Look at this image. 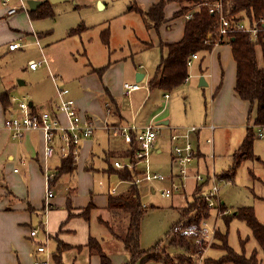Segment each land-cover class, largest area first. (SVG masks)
<instances>
[{"label":"rangeland","instance_id":"rangeland-1","mask_svg":"<svg viewBox=\"0 0 264 264\" xmlns=\"http://www.w3.org/2000/svg\"><path fill=\"white\" fill-rule=\"evenodd\" d=\"M2 1L0 0V9L3 7ZM23 1L26 4L28 0ZM101 1L107 3L106 8L100 4L99 0L58 1L53 5L54 16L31 21L34 33H32L33 35L30 33L31 36L18 39L22 43L21 48L15 51H10L7 45L0 48V71L12 75L15 84L12 87V94L17 98L13 101V106L19 110L18 103L25 97L28 101L36 100L33 110L40 112L44 109L38 103V99L48 97L51 94H54L52 97L55 100L53 105L56 104L55 106H57L59 104L57 84L60 87H67L69 80H74L75 77L87 73L93 67L98 68L106 64L113 65L115 62H122L124 64V82H137L136 73H145L144 78L140 80L141 87L139 89L134 90L130 96H116L120 102L121 114L125 120L122 123L141 128V126L150 123L152 114L156 110L161 109L160 116H166L170 119V124L167 126L156 124L158 119H153L152 123L161 129L155 140L154 149L150 151L148 158L140 161H138V158V163L136 161L132 166L136 164L141 171L170 175L173 168L171 163L173 141L168 136L166 128L179 129L196 125L203 127L202 139L210 135L213 136L214 140V147L210 143L206 145L203 140L201 142L204 150L210 146L212 147L211 153H213V157L207 158L206 164L204 163L205 159H203L200 168L202 173L206 175L209 171L210 173L215 172L217 175L227 169L233 163L234 150L241 144L246 135L248 111L250 125L254 123L256 113V104L253 105V110L250 112V101H248L244 116L240 115L238 113L240 105L233 100V93H235L233 74L231 81L230 74L232 70L229 69L224 58L225 52H230V43H223L226 45V51L221 58L218 57L215 50L205 54L204 57L203 54H200L189 65L190 76L188 80L171 91H163L155 84L151 86L149 83L163 51L160 46L146 47V40L150 42V37L147 34L143 19L136 10H129L132 3L138 2L136 0ZM8 4L19 6L21 2L20 0H8ZM138 4L146 8V4ZM25 11L27 10L21 9L20 13H26ZM80 22H84L88 28L83 32L71 34V28L77 26ZM106 26H109L111 34L108 44L104 43L101 36L102 30ZM256 50L259 66L263 67L264 59L261 46H257ZM163 53H166V51L164 50ZM43 55L47 60V64L43 63L38 66L37 71H31L29 60H40ZM213 55H215V61L211 62ZM58 71L61 72V75L57 76L55 82L52 76L59 74ZM222 71L225 73L223 76ZM202 76L207 81L206 85L199 84ZM20 80H23L24 83H20ZM114 80L115 83H119L120 77H116ZM220 80H223V84L219 90H221L220 94L224 93L223 97H225L226 105L219 107L216 111L217 121L213 122L216 128L212 135L211 129H208L209 134L205 132L204 125L212 124L213 103L219 90L216 93L215 91L218 89L217 81L220 82ZM166 92L170 95L167 100L165 97ZM104 95L107 94L104 93ZM104 99L102 98L101 101ZM231 120H234V123H230ZM225 123L230 124L226 126ZM110 131L114 133L112 129ZM119 137L121 144L126 146L123 137L121 135ZM107 140L117 142L118 138L116 134H112L109 135ZM159 148L161 151H158ZM254 151L261 158L251 157L244 160L232 180L219 179L216 176L219 186L216 198L226 204L227 208L222 207V205L220 207V210L223 211L229 209L231 212L241 205L254 206L258 219L264 223V136L256 137ZM116 158L120 159L121 157ZM128 159V157H123L125 162ZM98 163L101 168L106 162L104 159L99 158ZM98 176L104 179V176H107L106 171H101ZM111 181L115 182L118 192L128 184L127 180H120L115 174H111ZM74 183V179L64 186L57 182L54 192L73 189ZM185 183L186 194H184L185 192L175 191L171 196H166L162 192L165 187L171 184L170 179L142 180L138 183L142 202L147 206V214L141 223V247H150L163 238L170 252L178 250L169 244L166 233L180 219V208L193 197L194 179H185ZM101 186L107 187V180ZM98 187L99 185H96V188ZM217 209L212 208L211 216L202 218L211 225L216 222L217 226L212 239L206 243L207 245L203 244L208 248L206 253L201 245H196V250H193V255L197 257L198 264H200L203 254V260L206 256L219 257L223 254L222 249L214 246L220 226L223 230H228L229 244L237 251L241 252L243 249L240 239L249 238L245 244L247 254H250L252 249L257 248L259 264H264V249L258 245L247 223L234 217L227 228L221 218L222 215L219 214ZM98 213H95V211L92 213V230L99 239H102L106 251L119 260L122 253L127 254L124 243L121 238L113 235L105 224L98 222ZM101 214L104 219H110L111 222L116 221L110 211ZM116 219L118 220L113 222L115 229L123 234L128 223L127 216H118ZM185 219L188 220V218ZM43 239L45 238L42 237ZM192 243L196 244L195 242ZM48 245L53 253V249L55 250L57 247L56 239L52 237L48 240ZM46 257L47 255L43 253L38 256V259L44 260ZM51 260L55 263L53 256ZM157 263L167 264L164 262ZM224 264L236 263L227 262Z\"/></svg>","mask_w":264,"mask_h":264},{"label":"crops","instance_id":"crops-1","mask_svg":"<svg viewBox=\"0 0 264 264\" xmlns=\"http://www.w3.org/2000/svg\"><path fill=\"white\" fill-rule=\"evenodd\" d=\"M100 1L101 0H99V2ZM136 1L140 4H146L145 7L147 8L150 4L158 0ZM56 2L51 3L54 5ZM103 4L106 8L107 3L103 2ZM183 5V3L178 1H170L166 4L165 15L167 21L163 23L159 29H147V34L150 37L149 41L153 43L151 47L159 46L161 41L170 42L179 40L183 36L186 17L182 15L173 17L174 12L181 9ZM7 8L8 5H3L2 9H0V48L7 45V48L10 51H15L18 48L10 49L9 44L18 41L19 38L31 36V34L34 33V28L31 22L32 19L29 17V5L28 10L26 9L27 11H25L26 13H20L21 9H19L12 15L7 13ZM38 34L40 35V32ZM137 37L140 38L138 35ZM33 39H35V37H33ZM146 43H148V40H146ZM221 44L215 45L213 48L219 58H221L222 54L226 51V45L223 43ZM224 58L228 63L229 69L232 70L231 74H229L231 75V81L233 74V84L235 86L236 62L232 54L231 46L230 52H225ZM213 61H215V55H213L211 62ZM123 67L124 64L122 62H115L113 65L108 64L104 70H100L101 67H93L91 70L87 71V73H83L79 77H75L74 80H69L67 82V85L69 86L67 87L70 89L67 97L75 98L77 108L81 115L84 117L91 115L90 117H92V120L94 121L95 128L89 137H84L79 143V156L76 161L75 169L72 172L61 175L57 182L64 186L70 183L72 179L75 180L72 187L74 191L72 193L74 205L73 211L80 212L90 202H93L96 206L92 209L89 219L82 216H74L64 223L68 216V190L59 192L56 191L54 193L55 195L48 200L49 208L47 210L45 202L47 187L43 169L45 163H48L49 167L54 168L55 170L60 165L61 156L58 147L53 157H46L45 135L43 131L39 129L26 130L22 136L13 137L10 130L5 126V119L11 113H18L19 110L14 107L13 104L10 108L6 109L0 101V264H33L35 257L40 255V253L35 252V249L37 241H40L42 237H44L42 232L44 229L49 232V240L54 237L57 241V245L59 240L73 245V247L62 253V259L65 264H100L99 256L97 254L95 255V253H91L89 248L86 246L89 236H96L94 230H92V213L94 211L95 213L99 212L97 214V220L99 222L98 217L102 215L101 213L109 211L107 209L109 196L123 191L130 183V181H128V184L121 188L123 190L118 192L115 182L111 181V174H115L120 180L122 179L116 173H112L108 170L112 164L115 165L114 162L116 160L125 162L123 157H128L126 156V152L129 148L127 144L126 146L121 144L122 142L119 137L121 134L115 132L111 133V129L109 128L111 125L124 124L122 122H125L124 116L121 113H115V106L110 98V95L118 97L123 96ZM29 68L31 71L38 70V67L33 69L29 66ZM8 75V73L0 71V92L9 88L12 89L15 85L12 80V75ZM56 75L60 76L61 72ZM143 75L145 76V73H143ZM223 75H225L224 71H222V76ZM116 77H120L119 83H115L114 78ZM150 80L151 78L149 79V83ZM154 84L157 86V83ZM222 84L223 80H220V82L217 81L218 89L215 93L220 89ZM150 85L153 86V84ZM220 92L221 90H219L214 99L212 109L213 115L211 116V118H213L211 121L212 124L204 125L206 128L205 132L207 134H209L208 129H211L213 135V131L216 128V126L213 125V122L217 121L216 111L219 107L226 105L225 97H223L224 93L220 94ZM234 92L233 100L236 104L240 105L238 113L244 116L248 101L242 99L238 95L235 87ZM10 93L11 97L14 96L12 94L13 90H11ZM104 93L107 95L105 96ZM53 96L54 94H51L48 97L38 99V103L41 104L42 109L52 110L51 108L55 107L56 104L53 105L55 101L52 99ZM169 96L165 95L166 100ZM102 98L105 99L101 101ZM35 101L36 100L33 99L31 102L35 104ZM161 110H156L152 114V120L147 125L153 124V119H158L156 124L159 125L167 126L170 124L169 118H166V116H160L159 113ZM55 111L59 115L62 122H68L66 115L60 109H57V106ZM248 117L247 123H249ZM163 119H169V123H159V121ZM233 121L234 120H231L230 123H234ZM230 123L225 124L227 126ZM212 125L214 126V129L211 128ZM143 127L145 126H141V128ZM202 128L198 135H196L200 144V151L192 167L193 173L195 171L202 172L200 168L203 159H205L204 163L206 164L207 158L213 157V153L211 152L212 147H214V140L210 143L212 147L208 146L204 150L201 142L203 140L206 145H209V143L206 142V138L210 135H207L202 139ZM166 129L168 130V136H170L173 128L167 127ZM112 134L117 135V142L107 140L109 135ZM211 137L213 138V136ZM60 143L61 141L58 139L57 145H60ZM124 143L126 142L124 141ZM158 151H161V149L159 148ZM116 157L121 158L118 159ZM99 158L104 159L106 162L101 166V168L98 166ZM128 161H131L130 158ZM101 171H106L107 176H104V179L98 176V173ZM208 173L210 172L208 171ZM106 180L107 187L104 188L101 185H103ZM96 185H99V187L96 188ZM38 225L41 226L42 230L40 231L38 237L33 238L30 236V230ZM109 255L113 259L114 264H124L129 258L128 252L127 254L122 253L121 256H119V260L114 258L111 253ZM134 264L140 263L136 262ZM146 264L161 263H157V261H150Z\"/></svg>","mask_w":264,"mask_h":264},{"label":"trees","instance_id":"trees-1","mask_svg":"<svg viewBox=\"0 0 264 264\" xmlns=\"http://www.w3.org/2000/svg\"><path fill=\"white\" fill-rule=\"evenodd\" d=\"M170 1H178L184 5L178 11L174 12L173 17L185 16L191 12L190 17L185 19V28L183 36L176 41L165 42L161 41L159 46L166 53L161 54L159 63L157 64L154 75L150 80V84L157 83V86L163 91H171L175 87L182 85L188 80L189 64L188 59L193 53L205 54L210 53L215 46L214 30L218 16L210 10L213 0H158L150 4L147 8L141 7L134 2L130 5L129 10H136L143 19L147 29H159L160 26L167 21L165 15V6ZM225 14L234 21H254L264 22V0H222ZM29 14L32 20L54 16V8L50 0H44L34 10L30 9ZM88 26L84 22H80L77 26L71 28L70 33H80L85 31ZM104 43H109L111 34L109 26H106L101 32ZM229 39L224 41L229 42L234 60L236 62V80L235 90L238 95L247 101H250V112L253 110V105L256 104V113L254 123H248L246 127V135L241 144L233 152V163L225 170L217 174V178L232 180L238 170L240 164L251 157L260 159L261 157L255 153V139L257 137L256 126L264 124V66L260 67L257 56V46H261L264 59V31L260 33L258 42L251 39L249 33L243 30H233ZM146 47H151L152 42L146 43ZM108 64L100 68L104 70ZM203 70V69H201ZM11 90L6 89L0 92V101L3 106L8 109L13 104L11 99ZM110 98L115 106V113H121L120 102L118 97L110 95ZM31 107L34 109L35 104ZM56 109L55 107L51 108ZM57 113V112H56ZM134 142L131 149L127 150L128 156L132 163H136L137 143L136 132H133ZM137 158V159H136ZM76 167V161L73 154L62 158L60 165L56 168V175L52 180V186H55L60 176L72 172ZM108 170L116 173L121 179L130 181L128 187L123 191L109 196L107 209L116 221L118 216H127L128 223L126 230L120 234L115 229L113 222L110 219H104L102 215L98 217L99 222L105 224L110 232L116 237L121 238L124 246L129 253V258L124 264H146L150 261L164 262L167 264H198V259L193 255V250H196V244H193L191 238L185 236L172 235V228L179 220L188 218L189 221H200L204 217H210L212 208L201 193L202 185L194 184L193 197L187 200V203L180 208L181 217L176 221L166 233V239L169 244L176 247L178 250L170 252L164 239H160L153 245L147 248L141 247V223L147 214V206L142 202L138 184L131 183L135 176L142 173L137 165L132 167L118 168L112 164ZM253 174V173H252ZM257 177L255 174H253ZM258 178V177H257ZM209 182V178L205 181V185ZM186 188L179 192H185ZM73 189L67 191V220L74 216H82L87 219L91 216L92 209L96 206L90 202L80 212H74L72 200ZM197 192V193H196ZM186 194V192L184 193ZM226 207V204H222ZM237 217L247 223L252 231V235L256 239L258 245L264 249V223L261 222L257 215L254 206L241 205L236 207L230 213L222 214V220L225 225L229 226L230 221ZM63 223V224H64ZM249 238L240 239L242 242V251H237L229 244L228 230H223L221 226L218 228L217 241L214 246L223 250V254L219 257L206 256L201 264H224L234 262L236 264H259L258 249H252L250 254H247L245 244ZM86 246L91 253L99 256L100 264H114L113 259L104 249L101 239L94 235H90ZM73 247L72 244L58 241V245L53 252V259L56 264H65L62 259V253Z\"/></svg>","mask_w":264,"mask_h":264},{"label":"built area","instance_id":"built-area-1","mask_svg":"<svg viewBox=\"0 0 264 264\" xmlns=\"http://www.w3.org/2000/svg\"><path fill=\"white\" fill-rule=\"evenodd\" d=\"M21 4L19 6H14L8 4V0H3V5H8L7 13L9 15L15 14L19 9H27L28 4L24 3L23 0H20ZM210 10L213 13H216L218 16L216 27L214 30L215 45H219L224 41L228 40L230 33L233 30H243L250 34L251 39L255 42H258L260 33L264 31V22H262V27L260 22L257 20L254 21H234L225 14L224 6L222 0H213L211 3ZM192 15L189 12L186 17ZM10 49H16L22 47L20 41H15L9 44ZM199 57L198 53H193L188 59V64L190 65L194 59ZM47 64V60L43 55L42 59L35 60L31 59L29 61V66L33 69L37 68L41 64ZM53 80L56 82L57 75L52 76ZM58 86V96L59 104L57 109H60L68 118V122L64 123L60 119L59 115L55 110L44 109L40 112L33 110L25 97L21 99L18 103L19 112L11 113L5 119V126L10 130L13 137L22 136L26 130L39 129L43 131L46 140L45 146V156L50 158L53 157L55 152L58 150L62 158L67 157L70 154H73L74 160L77 161L79 156V143L84 137H89L95 128L94 121L92 117L86 116L82 117L79 112L76 104V100L73 97H67L70 89L68 87ZM141 87L140 81L137 82H124L123 83V96H130L132 91L139 89ZM169 96V93L165 94ZM16 96H12L13 101L16 100ZM115 133H120L123 137V140L126 142L129 149L132 148L134 142L133 132H136V157L139 158L138 161L148 158L150 151L154 149L155 140L160 132V127L155 126L154 124L147 125L143 128H137L134 126H129L127 124H114L109 127ZM202 127L196 125L188 126L185 128H173L170 135L171 140L173 141L172 148V170L170 175H163L156 172L142 171L141 174L134 177L132 180L133 183H140L142 180L154 181V180H167L170 179L171 184L163 189V194L166 196H171L175 191H181L186 188L185 179L194 178L195 184L202 185L201 193L205 197L208 206L210 208H218L219 214L230 213L229 209L220 210L222 202L218 201L216 198L219 191V186L216 181L215 172L207 173L204 175L202 172L195 171L193 173L192 167L195 163V160L200 151V144L198 142V133ZM214 129V126H211ZM257 137L264 136V124L256 126ZM60 140V145H57V140ZM213 138L211 136L206 138V142L212 143ZM213 156V154H212ZM137 161V163H138ZM115 166L117 167H132V162H121L116 160ZM44 174L46 177V208L48 210L49 203L48 200L55 194V186H52V180L56 175V170L50 168L48 163H45ZM209 178V182L205 185V181ZM115 189V188H113ZM219 215V216H220ZM218 216V217H219ZM207 221V220H206ZM204 219L201 221H189V220H179L172 228V235L185 236L191 238L196 245H201L209 242L214 236L217 223L214 222L213 225L208 224ZM41 226L38 225L30 230V236L35 238L39 236L41 231ZM44 238L36 243V253L43 254L45 253L47 257L44 260L38 259L35 257L33 264H56L52 262V252L48 245V240L50 238L49 232L47 230H42ZM207 245V244H206ZM207 246H203L204 252L206 253ZM204 254L200 259L202 262ZM201 264V263H200Z\"/></svg>","mask_w":264,"mask_h":264},{"label":"water","instance_id":"water-1","mask_svg":"<svg viewBox=\"0 0 264 264\" xmlns=\"http://www.w3.org/2000/svg\"><path fill=\"white\" fill-rule=\"evenodd\" d=\"M51 2H56V1H60V0H50ZM30 9L34 10L38 7V5H40L42 3V0H28L27 1ZM100 4L103 6V2L100 1ZM144 77L143 73H137L136 75V80L137 81H140L142 80V78ZM20 83H24L23 80H20ZM200 85H206L207 84V81L205 80L204 76L201 77L200 79V82H199ZM30 105H32V102L30 101ZM159 123L161 124H168L169 123V119H163L161 121H159Z\"/></svg>","mask_w":264,"mask_h":264},{"label":"bare ground","instance_id":"bare-ground-1","mask_svg":"<svg viewBox=\"0 0 264 264\" xmlns=\"http://www.w3.org/2000/svg\"><path fill=\"white\" fill-rule=\"evenodd\" d=\"M91 116V115H90ZM82 117H84V116H82ZM85 118V117H84ZM120 134V133H119ZM197 193V192H196Z\"/></svg>","mask_w":264,"mask_h":264}]
</instances>
